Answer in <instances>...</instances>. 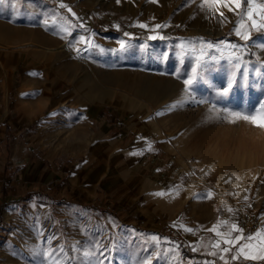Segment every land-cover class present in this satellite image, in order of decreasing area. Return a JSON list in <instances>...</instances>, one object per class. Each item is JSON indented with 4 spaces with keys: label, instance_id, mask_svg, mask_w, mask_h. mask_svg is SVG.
<instances>
[{
    "label": "rangeland",
    "instance_id": "1",
    "mask_svg": "<svg viewBox=\"0 0 264 264\" xmlns=\"http://www.w3.org/2000/svg\"><path fill=\"white\" fill-rule=\"evenodd\" d=\"M72 1L0 0V126L12 121L19 91L45 98L46 110L65 109L66 92L79 81L89 87L98 82L107 94L141 97L156 111L179 113L173 127L185 139H197L194 149L181 151L183 158L202 160L200 171L210 172L209 183L228 195L234 222L248 206L260 212L264 225V129L229 122L225 111L251 112L264 101V29L252 28L249 40L232 48L225 41L236 35V14L206 0H96L95 7ZM220 12L227 17L223 23ZM69 13L83 21L71 26ZM94 22L96 54H88L78 32L83 29L87 40ZM249 26L245 19L244 28ZM194 67L197 79L186 91L184 80ZM233 75L229 94L220 95ZM51 136L66 144L70 133L59 127ZM52 188L51 203L34 205L10 226L0 243V264L206 263L191 258L185 241L167 234L163 241L135 216L125 219L122 209L116 211L126 222L111 226L107 200L87 203Z\"/></svg>",
    "mask_w": 264,
    "mask_h": 264
},
{
    "label": "crops",
    "instance_id": "2",
    "mask_svg": "<svg viewBox=\"0 0 264 264\" xmlns=\"http://www.w3.org/2000/svg\"><path fill=\"white\" fill-rule=\"evenodd\" d=\"M71 1L67 0L68 4ZM76 2L84 7L96 5V0ZM69 14L71 26L83 21ZM202 21L213 27L208 19ZM86 24L84 21L83 27ZM95 25H88L92 30L87 40L83 29L78 32L88 54H96ZM81 37L91 46L81 42ZM242 40L232 34L225 43L238 48ZM65 99V109L46 110L45 98L19 91L12 121L0 126V243L10 226L32 212L34 205L53 201L55 184L67 197L87 203L96 199L97 204L107 200L111 211L106 218L111 226L135 216L137 222L157 231L163 241L166 234L185 241L196 261L264 264V260L243 257L233 261L234 251L224 254L212 247L220 239L213 227L228 232L235 223L226 206L229 197L209 183L210 172L200 171L201 159L193 163L183 158L181 151L194 149L197 139H185L180 128L173 127L179 113L156 111L154 104L138 96L107 94L98 82L89 87L79 81L66 92ZM59 127L70 133L66 144L52 141L51 134ZM220 199L225 203L219 204ZM136 200H140L136 207L127 212ZM119 209L125 219L117 214Z\"/></svg>",
    "mask_w": 264,
    "mask_h": 264
},
{
    "label": "snow or ice",
    "instance_id": "3",
    "mask_svg": "<svg viewBox=\"0 0 264 264\" xmlns=\"http://www.w3.org/2000/svg\"><path fill=\"white\" fill-rule=\"evenodd\" d=\"M155 2V0H153ZM212 6H219L227 8L229 12H233L237 15L238 19L235 22V27L233 31L241 39L247 41L249 40L248 30L244 28L245 18L247 19L251 28L257 30L264 29V3H257V0H206ZM61 7H67L64 4L60 5ZM201 7H204V4H201ZM69 11H71L69 9ZM221 17V22L223 23L227 20V17L224 16L223 12L219 13ZM257 17L259 18V23H257ZM45 26L47 27V20H45ZM141 27H146V25H140ZM82 27V25H81ZM161 27V25H157ZM243 29V30H242ZM64 31V29H61ZM64 38L63 36L61 37ZM81 42L89 43L91 42L84 41V38H80ZM123 42H121V47H123ZM213 45L209 44L208 47L211 48ZM261 48H264V44L259 45ZM232 48H235L236 45H231ZM77 52L80 49H75ZM199 63V60H198ZM237 68L240 67L239 64L236 65ZM197 68L192 69V75L188 79L184 80L185 90L187 91L189 86H191L197 79ZM245 76L247 75V69L244 70ZM235 81V76L229 78L227 87L219 91L220 95L229 94L230 90L233 87ZM203 102V101H201ZM226 115L229 118V122L235 123L237 121H245L257 128L264 129V101H261L259 107L254 111L244 112L236 110H225ZM159 195V194H158ZM211 193H209V196ZM231 211V209H229ZM227 225V222H224ZM186 231H191V229H185ZM212 231L216 232V235L220 239L212 245L213 248L223 252L224 254L234 251L235 254L231 256V260L236 261L241 257L245 260H264V228H261L255 232V234H249L245 236L243 234V229L239 227L238 224L233 223L230 225V230L228 232L217 231V226H214ZM233 233H238L233 235ZM153 239H156L153 237ZM242 241H247L246 243ZM255 241V243H253ZM222 245H224L222 247ZM212 255H217V252H213ZM220 259L223 260L224 256H220ZM227 264V261H225Z\"/></svg>",
    "mask_w": 264,
    "mask_h": 264
},
{
    "label": "built area",
    "instance_id": "4",
    "mask_svg": "<svg viewBox=\"0 0 264 264\" xmlns=\"http://www.w3.org/2000/svg\"><path fill=\"white\" fill-rule=\"evenodd\" d=\"M236 224L245 232L253 233L261 229L263 216L257 210L242 206L236 218Z\"/></svg>",
    "mask_w": 264,
    "mask_h": 264
},
{
    "label": "bare ground",
    "instance_id": "5",
    "mask_svg": "<svg viewBox=\"0 0 264 264\" xmlns=\"http://www.w3.org/2000/svg\"><path fill=\"white\" fill-rule=\"evenodd\" d=\"M258 44H260L259 42H258ZM45 49H49V48H47V47H45ZM59 66H61V65H59ZM58 76H59V74H56V78H58ZM113 77V76H112ZM161 78H163V77H161ZM155 79V78H154ZM166 79V78H165ZM164 79V80H165ZM169 81V80H168ZM53 82V81H52ZM161 82V81H160ZM172 84V83H171ZM169 85H170V83H169ZM165 86V85H164ZM166 87V86H165ZM163 88V89H165L166 90V88ZM171 90V89H170ZM169 91V90H168ZM167 92V91H166ZM169 93V92H168Z\"/></svg>",
    "mask_w": 264,
    "mask_h": 264
},
{
    "label": "trees",
    "instance_id": "6",
    "mask_svg": "<svg viewBox=\"0 0 264 264\" xmlns=\"http://www.w3.org/2000/svg\"><path fill=\"white\" fill-rule=\"evenodd\" d=\"M186 245V243H183V246H185ZM189 252V251H188ZM189 254H191L190 252H189ZM193 254V253H192Z\"/></svg>",
    "mask_w": 264,
    "mask_h": 264
}]
</instances>
